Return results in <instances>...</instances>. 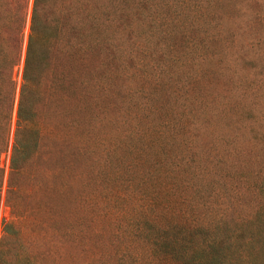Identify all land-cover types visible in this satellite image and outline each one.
I'll return each mask as SVG.
<instances>
[{
    "label": "trees",
    "instance_id": "trees-1",
    "mask_svg": "<svg viewBox=\"0 0 264 264\" xmlns=\"http://www.w3.org/2000/svg\"><path fill=\"white\" fill-rule=\"evenodd\" d=\"M242 8L237 0H0V208L7 183L11 210L0 264H77L82 209L87 217L95 208L127 218L149 252H119L116 264L154 255L264 264V178L257 211L239 223L253 229L237 251L224 246L221 221L162 200L178 189L187 158L180 143L262 126L264 110L252 116L264 78L245 81L238 61L246 54L232 38ZM104 119L113 125L105 142ZM200 175L187 179L197 195L211 190ZM31 236L36 251H28Z\"/></svg>",
    "mask_w": 264,
    "mask_h": 264
},
{
    "label": "rangeland",
    "instance_id": "rangeland-1",
    "mask_svg": "<svg viewBox=\"0 0 264 264\" xmlns=\"http://www.w3.org/2000/svg\"><path fill=\"white\" fill-rule=\"evenodd\" d=\"M238 2H241L243 12L233 25L232 38H236L238 47L236 50L246 54L245 61H238V65L239 73L245 81L249 82L258 76L264 78V0H237ZM238 25L239 28H236ZM120 47L129 50L130 39L120 38ZM236 63L237 60L234 64L237 65ZM130 71H132V64ZM18 79L21 80V68ZM263 108L264 103H262V109L253 112L252 117L256 118L260 115ZM111 126L113 127L111 122L103 120L101 138L104 142L108 138L112 139ZM218 132L222 135L228 132L231 137L226 138L227 134H225L223 136L225 139L200 140L195 144L180 143L182 152L179 155L187 158H184V166L176 171L178 189L174 196L169 195L170 197L166 196L162 200L163 202L171 200L181 207H191L198 218L204 222L221 221L217 232L224 237V246H229L227 251H237L245 247L247 235L253 229V225L240 229L239 223L254 215L263 197L262 191L259 196L258 187L264 178V149L261 148L264 143V138L261 137L264 133V120L262 126L256 127L253 133L244 131L240 127L236 129L235 126L228 130L222 128ZM253 135L258 137L252 138ZM192 145L199 149L203 147L204 151H190ZM2 161L8 170V157L4 156ZM208 168H213L214 171L203 174ZM192 172L201 174L197 179L201 180L200 183H210L208 188L211 190L206 192L202 186L204 192L197 195L194 188L192 189L187 183ZM180 184H183L182 189ZM6 190L7 183L3 188V201L0 208V241L3 236V220L11 218V210L5 202ZM91 191L86 189L85 194ZM115 210L119 213L117 208ZM82 211L81 229L84 230L85 237L81 243L82 251H74L80 253L77 264H116L119 252L127 254L129 252L130 255L149 254L148 251H144L141 242L133 240L134 229L131 224H127V218L103 213L100 216L98 208H95L92 215L87 217L85 216L87 213L84 215V211L87 212V210L82 209ZM33 237L29 239L28 251H36ZM257 237L258 240L264 241L263 233ZM231 243L235 249L230 248ZM54 248L57 249V246ZM151 259L144 263L140 260L134 263L181 264L165 255H154ZM129 261L130 258H127L129 264L133 262V259Z\"/></svg>",
    "mask_w": 264,
    "mask_h": 264
}]
</instances>
